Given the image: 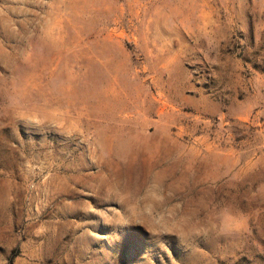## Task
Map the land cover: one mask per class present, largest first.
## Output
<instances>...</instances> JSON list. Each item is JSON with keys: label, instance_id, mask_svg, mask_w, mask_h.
I'll list each match as a JSON object with an SVG mask.
<instances>
[{"label": "rangeland", "instance_id": "rangeland-1", "mask_svg": "<svg viewBox=\"0 0 264 264\" xmlns=\"http://www.w3.org/2000/svg\"><path fill=\"white\" fill-rule=\"evenodd\" d=\"M264 264V0H0V264Z\"/></svg>", "mask_w": 264, "mask_h": 264}, {"label": "trees", "instance_id": "trees-1", "mask_svg": "<svg viewBox=\"0 0 264 264\" xmlns=\"http://www.w3.org/2000/svg\"><path fill=\"white\" fill-rule=\"evenodd\" d=\"M12 262H13V260H12V258L10 259V264H12Z\"/></svg>", "mask_w": 264, "mask_h": 264}]
</instances>
